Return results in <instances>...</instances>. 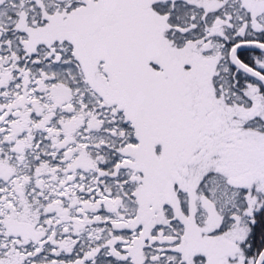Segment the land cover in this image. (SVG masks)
Returning <instances> with one entry per match:
<instances>
[{
  "label": "snow or ice",
  "instance_id": "snow-or-ice-1",
  "mask_svg": "<svg viewBox=\"0 0 264 264\" xmlns=\"http://www.w3.org/2000/svg\"><path fill=\"white\" fill-rule=\"evenodd\" d=\"M0 264H264V0H0Z\"/></svg>",
  "mask_w": 264,
  "mask_h": 264
}]
</instances>
